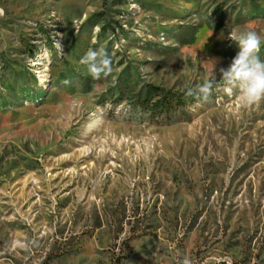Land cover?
I'll list each match as a JSON object with an SVG mask.
<instances>
[{"label":"rangeland","instance_id":"1","mask_svg":"<svg viewBox=\"0 0 264 264\" xmlns=\"http://www.w3.org/2000/svg\"><path fill=\"white\" fill-rule=\"evenodd\" d=\"M245 30L264 0H0V264H264V101L219 86Z\"/></svg>","mask_w":264,"mask_h":264},{"label":"clouds","instance_id":"2","mask_svg":"<svg viewBox=\"0 0 264 264\" xmlns=\"http://www.w3.org/2000/svg\"><path fill=\"white\" fill-rule=\"evenodd\" d=\"M228 38L237 42L239 51L229 67L220 68L219 86L229 96L235 94L242 107L258 105L264 101V60L259 56L261 45L264 44V35L254 30H245L229 33ZM79 63L87 66L88 74L94 80L106 78L113 71L112 61L103 48L90 49ZM214 83H216L215 76L212 80H207L195 88H188L185 95L207 101L212 94ZM180 264H192V261L185 256Z\"/></svg>","mask_w":264,"mask_h":264},{"label":"trees","instance_id":"3","mask_svg":"<svg viewBox=\"0 0 264 264\" xmlns=\"http://www.w3.org/2000/svg\"><path fill=\"white\" fill-rule=\"evenodd\" d=\"M158 105H159V104L157 103V104L154 105V107H158Z\"/></svg>","mask_w":264,"mask_h":264},{"label":"bare ground","instance_id":"4","mask_svg":"<svg viewBox=\"0 0 264 264\" xmlns=\"http://www.w3.org/2000/svg\"><path fill=\"white\" fill-rule=\"evenodd\" d=\"M34 64H40V63L36 62V63H34Z\"/></svg>","mask_w":264,"mask_h":264}]
</instances>
